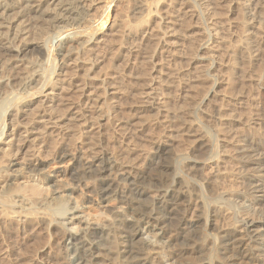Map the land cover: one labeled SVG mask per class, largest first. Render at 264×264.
Instances as JSON below:
<instances>
[{
    "label": "rangeland",
    "instance_id": "1",
    "mask_svg": "<svg viewBox=\"0 0 264 264\" xmlns=\"http://www.w3.org/2000/svg\"><path fill=\"white\" fill-rule=\"evenodd\" d=\"M139 1L147 5L151 14L164 16L171 0H100L99 15L91 19L90 26L73 30L80 41L111 32L110 37L79 57L89 66L94 65L90 76L97 79L108 75L118 82L121 91L107 113L109 125L93 131L86 139L87 161L106 159L105 153L113 152L117 158L137 164L138 171L152 181L145 185L151 192L173 186L178 178L189 194V208H204L198 223L181 224L178 236L172 232V225L164 228L169 243L154 251L149 248L160 245L161 240L143 231L139 242L146 244L152 263L238 264L233 256L239 250L225 252L219 230L245 227L253 229V238L243 239L245 250L264 264V0H188L193 17L172 19L175 45L162 49L139 30L142 25L143 29L154 26L146 23L147 14L139 15ZM123 25L137 30L124 42L138 48L126 49L116 56L122 33L112 36V29L122 32ZM244 30L248 34L246 41ZM56 32L48 29L38 42L34 41L50 47L43 58L28 54L14 62L24 76L26 72H47L42 77L47 78L46 82L41 80L42 88L30 84V93L18 88L22 102L42 100L49 82L62 75L61 62L52 61L59 41ZM125 54L131 60L121 57ZM77 73L76 80L80 82L84 73ZM5 101L0 100L2 124L7 123L11 108ZM191 124L201 131L203 142L188 132ZM78 137L76 132L75 140L74 135L70 137L74 140H70L73 154L81 148ZM167 138L173 148L169 156L155 150V143ZM56 140L54 133L44 138L46 150L41 152V156L46 155L44 166L49 173L63 166L56 159L61 152ZM164 163L170 169L160 171ZM106 175L86 173L82 164L78 166L79 189L71 196L68 207L83 205L84 197L92 203L77 212L80 219L72 222L62 220V213L45 209L52 189L40 177L21 172L13 178L8 192L0 197V264H69L65 243L59 240L64 229L106 228L117 216L141 219L142 213L157 210L158 205L150 197L153 194L137 196L132 176L126 173L110 177L117 188L116 195L103 203L99 197ZM73 181L68 180L70 186ZM124 196L127 204H122ZM22 207L33 209L32 215L28 210L20 213ZM44 213L47 224H42Z\"/></svg>",
    "mask_w": 264,
    "mask_h": 264
},
{
    "label": "bare ground",
    "instance_id": "2",
    "mask_svg": "<svg viewBox=\"0 0 264 264\" xmlns=\"http://www.w3.org/2000/svg\"><path fill=\"white\" fill-rule=\"evenodd\" d=\"M99 1L0 0V59L3 60L0 64V100H8L9 102H5L11 105L7 123H0V126H3L0 130V197L8 192L13 178L19 176L21 172L33 174V176L40 177V180L52 189L51 198L45 201V209L52 213H62V220L72 222L80 219L75 215L77 212L92 203L89 198L84 197L83 205L68 207L71 196L79 189L76 177L79 165L84 166L86 173L96 175L107 173L102 178L100 188L101 196L99 198L103 203L112 198L114 194L116 195L117 188L113 187L110 177L116 173H126L130 177L132 176L137 196L153 194L150 197L158 205L157 210L149 212L148 215L142 213L139 220L134 217L133 219L117 216L106 228L87 226L82 231L64 229L59 234V240L65 243L64 248L69 256V264H115V262L118 264H154L150 261V252L146 244L139 242L142 239L141 234L147 232L161 240L159 242L160 240L156 239L160 245L153 246V244V247L149 248L154 251L169 243V239L164 236V228L172 225V232L178 236L182 230L181 224L183 222L186 224L189 222L198 223L204 208L202 205H194L195 207L189 208V204L186 202L189 194L178 178L173 186L158 187L151 192L146 190L145 185L152 181L146 177L145 173L138 171L137 164L117 158L113 152L107 151L105 155L108 158L106 159L95 157L92 161H87L86 146L88 144L86 139L95 133L93 131L101 129L109 122L107 113L114 107L112 106L114 99L121 93L118 82H115L110 76L104 75L97 79L90 76L94 65L89 66L86 60H80L79 57L81 52L84 54L92 51L94 46L104 41L103 38L110 37L111 32L84 41H80L78 36L73 33V30L76 29H87L91 24V19L98 17ZM167 5L168 9L164 16H156L147 10V5L143 1L138 3L139 15L147 14L146 23L154 25L149 29H143L142 25L139 30L143 36L156 41V48L161 49L164 46L170 48L175 45L172 31L174 21L172 19L181 15L193 17V10L188 6V0H171ZM120 27L123 28L124 25ZM48 29L57 30L59 41L56 47L54 46L56 53L52 61L56 62L58 59L61 62L62 75L49 82V89L43 95L42 100L22 102L23 98L18 94L19 89H23L24 93H30L31 90L28 89L30 84L42 88L44 82L41 84V80L44 79L46 82L47 78L42 77L47 72L40 74L38 71L33 73L25 71L26 75L24 76V73L14 62L25 58L28 54H35L43 58L46 51L50 52L48 44L34 43L36 40L38 42L42 33ZM136 31L132 26L124 27L122 32H114L112 29V36L122 33L120 36L122 41L116 46V56L121 55L126 49L138 48V45L124 42L127 38L134 37ZM242 33L244 41H246L248 39L247 31L244 30ZM162 52L166 53V50ZM129 54L121 57L131 60ZM5 63L9 66H4ZM46 63H51L49 53ZM78 70L84 73L80 82L76 80ZM64 93L67 95L63 96ZM69 94L71 95L69 96ZM187 128H189L188 132L196 135L198 141L203 142L204 137L196 126L191 124ZM4 129L7 130L3 133ZM75 132L77 135L79 134L77 143L81 145L77 154H73L75 151H72L71 146L74 144L70 143V140H73V138L70 139L72 135H74V140L77 138V136L75 138ZM53 133L57 138L56 146H61V152L56 155V159L60 164L63 163V166L49 173L45 170L48 167L44 166L46 155L41 156V152L46 148L44 138ZM168 139L155 143L157 153L169 156L173 152L172 144ZM73 149L75 150V148ZM96 153H98L97 150ZM24 157H27L28 160L27 158L24 160ZM169 169L170 167L165 163L160 165V171ZM216 172L218 175L219 172ZM69 179L74 180V183H71L72 186L68 183ZM154 181L156 182V179ZM126 196L122 197V204L129 202L125 198ZM132 199L130 201L133 202ZM99 204L97 205L99 206ZM104 208L106 209V206ZM25 210L26 213L27 210L29 211L28 214L33 211V209L22 207L20 213H24ZM129 210L131 209L129 208ZM101 213L104 212L101 211ZM46 215L47 213H44L42 217V224L48 223ZM68 216L70 217L68 218ZM252 230L245 227L237 231L231 228L219 230L224 238L222 243L224 251L232 254L233 251L239 250L238 254L233 256L235 257L234 261L238 264H260L258 256L245 250L246 244L243 243L244 238L246 240L253 238Z\"/></svg>",
    "mask_w": 264,
    "mask_h": 264
}]
</instances>
